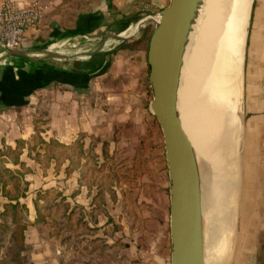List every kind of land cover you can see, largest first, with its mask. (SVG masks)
I'll return each mask as SVG.
<instances>
[{
    "label": "crops",
    "instance_id": "crops-1",
    "mask_svg": "<svg viewBox=\"0 0 264 264\" xmlns=\"http://www.w3.org/2000/svg\"><path fill=\"white\" fill-rule=\"evenodd\" d=\"M13 1L25 5L33 0ZM43 1L48 4V13L42 23L30 31L20 49L10 51L0 61V148L31 134V121L18 110L29 106L33 96L48 92V140L54 137L71 144L84 133L85 148L91 142L96 144L102 169L114 175L113 187H120L113 210L109 209L123 225L120 241L118 233L113 237L109 231L102 256L93 253L81 264H171L170 212L166 214L159 200L163 191L158 184L159 174L161 177L164 172V146H155L159 140L163 142V135L160 129L156 131L158 124L149 108L148 55L142 42L146 28L155 25L170 0ZM81 38L85 49L82 63L79 59L70 62L72 59L58 53L52 55L58 43L73 42L77 47L75 43ZM39 44H48V61L38 50ZM244 113V178L249 176L253 189L249 227L259 220L264 207V0H255L250 22ZM82 182L79 171L65 173V185L58 188L68 201L84 205L88 219L95 192L90 193ZM70 188L73 192L69 193ZM241 216L242 211L239 226ZM36 217L34 210L26 230L27 241L30 238L33 252L38 254L46 251L41 241L48 239V252L39 260L61 264L60 251L55 254V247H49L54 239L49 224L34 223ZM104 224L110 228L113 222ZM247 238L250 243L251 238ZM250 247L244 245L243 250L248 254ZM37 259L34 257L33 263L42 264Z\"/></svg>",
    "mask_w": 264,
    "mask_h": 264
},
{
    "label": "bare ground",
    "instance_id": "bare-ground-1",
    "mask_svg": "<svg viewBox=\"0 0 264 264\" xmlns=\"http://www.w3.org/2000/svg\"><path fill=\"white\" fill-rule=\"evenodd\" d=\"M205 3L208 8L201 18L206 29L195 33L203 41L194 47L196 70L190 73L188 69L187 44L177 106L200 181L205 263L228 264L240 201L242 65L250 0ZM192 84L195 85L193 98ZM185 109L190 112L188 121L184 120Z\"/></svg>",
    "mask_w": 264,
    "mask_h": 264
},
{
    "label": "rangeland",
    "instance_id": "rangeland-1",
    "mask_svg": "<svg viewBox=\"0 0 264 264\" xmlns=\"http://www.w3.org/2000/svg\"><path fill=\"white\" fill-rule=\"evenodd\" d=\"M208 0H206L205 2H207ZM203 2L200 10L198 12V15L196 17V20L194 22V28L192 30V34L190 37V40L188 42V46H187V51H186V59H188V69L191 70L190 73H193V70H196V67L194 68V60L192 56H196L195 54V44L199 46V44H201V42H203L202 40H200L201 38H199L196 34H198L199 29H201V31L203 32L204 29H206V27L203 26V18H201L203 16V13L205 12L204 10H206L208 8L207 3ZM201 15V16H200ZM202 23V24H201ZM199 26V27H198ZM154 25H150L148 26V28H146V32L144 35V39L142 40L143 42V48H146V40L147 38H149L148 36H150L152 29H153ZM198 27V30H196ZM196 30V31H195ZM196 33V34H195ZM197 36V37H196ZM143 37V36H142ZM83 39L81 38L79 39L78 43H75L77 45V47H73L72 45L74 44L73 42H67V43H58L57 46H55L52 51H54L52 53V55H55L56 53H58V55H61V57H67L70 58L72 60H70V62H75V59H79V63H82L84 61V47L83 46ZM199 42H198V41ZM38 42V39L36 40ZM41 46V47H40ZM35 47V46H34ZM38 50L40 52H42L44 55H42L44 58H47L48 61V44H43L38 46ZM193 48V49H192ZM193 50V51H192ZM193 53V54H192ZM192 54V55H189ZM33 57V56H31ZM190 58V59H189ZM191 60V62H190ZM193 62V63H192ZM61 63H64L61 61ZM192 64V68H190V64ZM149 68V67H148ZM189 73V74H190ZM191 75V74H190ZM192 76V75H191ZM188 80H190L189 76L187 78ZM189 82V81H187ZM150 83V82H149ZM150 101L152 99V91H151V86H150ZM192 91V98L194 96L195 93V85H191V89L190 92ZM84 93L82 95H80L81 97L83 96ZM242 101V100H241ZM241 106H242V102H241ZM184 111V120L189 119V115H187L188 113L190 114L189 111H187L186 109L183 110ZM18 112L21 113L20 116H25L27 117L28 120L31 121L30 123V133L26 134L25 137H19V138H23L26 141L25 144V148L23 151V154L21 156V160L24 161L26 163V165L31 169V172L29 174H27V179L30 181V187H29V191H28V196L26 198L23 199V201L25 203H29L30 208H29V212L27 214V228L28 226L31 224V218L34 216V210L36 211L35 208V204L32 203V199H34V202L36 199H38L39 193H41V195H45L46 197H42L40 198L39 201V205L41 207V209L43 210V212L46 214L47 216V221H48V211L45 210L46 206H49L52 201V197L54 196V191L52 192H48L45 193V191H48V189H57L59 190L61 187V185H65L64 184V176H65V167L67 164L70 163L69 160H66V162L64 164H62L60 167H57L55 164V161L52 162V164L54 163V169H49L50 167H48V162L46 161L47 159H44V164H41L40 162H38L35 158V151H43L42 146L37 145L33 151L31 156L28 155V147H33V145L35 144V142H37V138L34 136L36 135H40L42 137H44L45 139L48 140V92H42L40 94H37L35 96H33V98H31V104L28 106H25L22 109H19ZM19 116V117H20ZM188 117V118H187ZM195 118V115H194ZM199 119V117H197V120ZM195 120V119H194ZM188 121V120H187ZM156 122L158 124L156 131H158V129H160L161 134L163 135L162 132V128L161 125L159 124V122L156 119ZM159 127V128H158ZM30 134V135H29ZM81 135H85L84 133H81L79 135V137L76 139L78 140L80 138ZM86 136V135H85ZM85 136H84V145H86V141H85ZM155 137V136H154ZM153 137V139H154ZM163 137V142H161L159 140L158 143H155V146H159L161 143L163 144V150H164V172L162 174V176L160 177L159 174V185H160V190L161 192L163 191V197L160 196V201L163 202L164 206H165V210H166V214H168V211L170 212V177H169V171H168V166H167V159H166V152H165V144H164V136ZM75 140V141H76ZM75 141L73 143H75ZM153 141V140H152ZM92 143V142H91ZM89 143L88 145L90 146ZM243 143V145H242ZM72 144V143H71ZM9 145V144H7ZM17 143L12 145L13 147H16ZM242 148V149H241ZM244 148V139H243V125H242V140H241V145L239 148V167H240V153L242 152ZM86 151L89 150V148H85ZM73 151V148H70L69 151H67L66 156L69 155V153H71ZM243 154V152H242ZM156 157V156H155ZM13 159V155L11 153H8L6 155V157H0V166L5 164L7 167H11L13 169H16L20 166L18 165H14V163L12 162ZM80 162H78V164H74L75 169L73 171H79L80 174V180L81 183L82 180L85 181L88 188H89V181L94 180L95 185L90 189V193H94L95 194L98 192L99 188L98 187H102V189L104 190V195H105V200L104 202L97 204V206L99 205L100 207L97 208L99 209L100 214L98 216L99 222L98 224H96L92 219L91 216H89V222H91V225L93 227H97V229L93 232L88 233L87 230H75V231H70L67 232V234H63L61 235V237L58 236H53V243H49V247L51 245L55 247L54 253L57 254V251H60V254H57L59 256V258L61 259V264H81V260L83 258L89 257V255H92L93 253L96 254L97 256V252L93 251V247L97 246L99 248H102L103 243L105 240H108V235H110V233L117 235L118 241H120V234L122 232V228L123 225L121 224V222H116L118 219L120 220L119 217H112L109 214V209L111 208L110 211H112V203H115L118 199V195H117V191L120 190V187L116 188L113 187V185H115L114 183V175L113 174H108L107 170H101V171H91V169H89V166L91 165H83L84 160L79 159ZM156 160V159H155ZM100 161V159H99ZM81 163V164H80ZM93 163L92 160H90L88 162ZM51 166V165H50ZM82 166H84L83 172L82 170L80 171V169L82 168ZM160 167V164H159ZM49 169V171H48ZM64 169V172L62 171ZM240 172L242 173V180L240 181V189H239V209H238V219H237V226H236V230H235V236H234V245H233V251L231 254V257L229 259L228 264H260L258 262V259L261 257L262 254H264V249L262 250V246L264 245V207L263 209L260 210L261 214L259 217V220L256 222L257 219H255V224L254 222L251 223V226H247L248 224V218H249V212H250V197L252 195V183H251V179L249 178V176H246V178H244L245 176V171H244V167H243V155H242V167H240ZM81 173L85 176H83ZM116 175L118 176V170H116ZM109 178V180H108ZM245 179V180H244ZM117 182H120V179H117ZM63 183V184H62ZM49 186V187H48ZM57 186V187H56ZM256 190L258 191V187L256 188ZM73 192V189L70 188L69 189V193ZM76 191V189H75ZM74 191V192H75ZM242 196L244 197V201L245 203L242 204ZM6 201V199L0 195V211L3 209V203ZM93 201V200H92ZM126 201V200H125ZM254 201V200H253ZM70 203L72 205H75L76 202H72L70 201ZM78 204V203H77ZM92 204V202L90 203ZM255 204V203H254ZM82 205V204H80ZM84 206V205H83ZM243 206V208H242ZM119 208L121 207L120 203H119ZM105 210H107V213H103ZM257 209H252V211L256 212ZM242 211V216L240 219V226L238 225L239 222V218H240V214ZM61 212H63V208L61 209H54L52 211V213H56L57 217L55 218V221H57V223L60 224L59 218L61 215ZM254 213V212H253ZM112 218L113 224L110 228L106 227V225L104 224L105 222L108 221V217ZM31 217V218H30ZM77 217V216H76ZM10 220V218H9ZM0 221H1V217H0ZM10 225H11V230H9V232H7V236L6 239L4 238V241H2V243H0V264H14V261L12 259V255L15 253L16 249V245L17 243H19V236L16 235L15 232V225L11 222V220L9 221ZM112 223V222H111ZM43 224H47V223H43ZM116 225L118 226V228H116ZM50 227V234L53 233L54 228L51 227V225L49 224ZM48 229V228H47ZM27 230V229H26ZM110 231V233H109ZM244 231V232H242ZM45 233H48V230L45 231ZM70 235V238H67ZM83 235L82 237H86V240H83L82 242H77L78 241V237ZM97 235V236H96ZM112 236V235H111ZM95 237H100L101 240H96L94 243L91 242V240L95 239ZM247 237L251 238L250 243H248L247 241ZM30 239V238H29ZM27 241L26 238V231H25V239H24V250L22 251V255H23V262L24 264H34L33 263V258L34 257H38L37 262L42 263L41 260H39L43 255L46 254V251L48 252V239L47 241H41L44 242L46 251L44 252H39L38 254L34 253L33 249L34 247L32 246V244H30L31 242ZM64 239V240H62ZM114 239V238H113ZM245 247L251 246L249 248L248 254L247 252H245L243 250ZM37 250L40 249L39 246L36 247ZM99 253V252H98ZM48 255V253H47ZM99 255V254H98ZM101 256V255H99ZM245 260H244V259ZM43 264V263H42ZM262 264V263H261Z\"/></svg>",
    "mask_w": 264,
    "mask_h": 264
},
{
    "label": "water",
    "instance_id": "water-1",
    "mask_svg": "<svg viewBox=\"0 0 264 264\" xmlns=\"http://www.w3.org/2000/svg\"><path fill=\"white\" fill-rule=\"evenodd\" d=\"M203 2L205 0H170L158 16L148 41V79L152 91L149 108L162 128L170 177L171 264H206L198 170L177 106V92L186 46ZM254 2L255 0H250L243 47V98L240 115L243 123V139L244 66ZM242 152L240 167H242ZM261 261H263L262 256L258 259L259 263Z\"/></svg>",
    "mask_w": 264,
    "mask_h": 264
},
{
    "label": "trees",
    "instance_id": "trees-1",
    "mask_svg": "<svg viewBox=\"0 0 264 264\" xmlns=\"http://www.w3.org/2000/svg\"><path fill=\"white\" fill-rule=\"evenodd\" d=\"M149 37V36H148ZM148 41L149 38L146 40V48L148 52ZM148 75H149V68H148ZM149 88L150 83L147 79ZM151 97V95H150ZM156 119V118H155ZM84 136L81 135L78 140L75 141V143L72 144H65L59 140H57L54 137H51L49 140L45 139L44 137L40 135L34 136V138H37V142L33 145V147H28V155L31 156L33 149L39 145L42 146L43 151H35L34 158L40 162L41 164H44V159H47L48 167L52 164L53 161H55V164L57 167H60L62 164L66 162V160H69L70 163L67 164L65 167V171L67 175L73 173L75 166L74 164H78L80 162L79 159L84 160L85 163L83 165H91L89 166V169L91 171H101L102 165L99 161L100 155L96 152V144L91 143L89 146V150H85V143H84ZM16 147H13L12 145L4 144L2 148H0V157H6L8 153H11L13 155L12 162L14 165H18L20 167L13 169L11 167H7L5 164L0 166V195L3 196L6 201L3 203V209L0 211V243L4 241V238L6 239L7 232L11 230V225L9 221L15 225L16 229V235L19 236L18 240L19 243L16 245V251L12 255V259L14 261V264H24L22 251L24 248V239H25V231L27 229V214L29 212V207L27 203L23 201L24 198L28 196V191L30 187V181L26 178L27 174L31 172V169L26 165L24 161L21 160V156L23 154L26 141L23 138H18L16 140ZM37 148V147H36ZM70 148H73V151L69 153L68 156H66L67 151H69ZM90 160L93 161V163H88ZM81 164V163H80ZM84 166L80 169L83 172ZM82 178L83 174L81 173ZM85 177V176H84ZM89 188H92L95 185L94 180L89 181ZM98 192L93 196V201L91 204V211L90 216L91 219L98 224L99 219L98 216L101 211H99L100 206L97 204H100L105 200L104 190L102 187H98ZM55 192L54 196L52 197L51 201L52 203L49 206H46L45 210L48 211V221L47 216L41 209L39 205V199L42 197H46L45 195H41L39 193L40 198L35 200V208L37 217L35 219L34 223H47L51 225V227L54 228L53 233H51V236H58L61 237L63 234H67V232L70 231H77V230H87L88 233L93 232L97 229V227H93L90 225L89 220L86 218V214L84 212L85 207L80 204L72 205L70 201L67 200V197L64 195V192L62 189L57 190L55 189H48V191H45V193L48 192ZM77 193L76 191L73 193L75 196ZM62 209L63 212H61L60 218V224L55 221V218L57 217L56 213H52L54 209ZM103 213H107V210H105ZM77 216V217H76ZM10 218V220H9ZM113 222L112 218L109 216L108 221ZM116 228L118 226L116 225ZM83 235L78 237L77 242H82L83 240H86V237H82ZM70 238V235L67 237ZM64 240V239H62ZM96 240H101L100 237H95V239L91 240L92 243H94ZM102 248H99L97 246L93 247V251L97 252V256H102L103 251L108 246V243L106 240L104 241ZM264 249V245H263ZM99 252V253H98ZM99 254V255H98Z\"/></svg>",
    "mask_w": 264,
    "mask_h": 264
},
{
    "label": "built area",
    "instance_id": "built-area-1",
    "mask_svg": "<svg viewBox=\"0 0 264 264\" xmlns=\"http://www.w3.org/2000/svg\"><path fill=\"white\" fill-rule=\"evenodd\" d=\"M48 13V4L33 0L21 5L13 0L0 2V61L20 49L30 31L37 29Z\"/></svg>",
    "mask_w": 264,
    "mask_h": 264
},
{
    "label": "flooded vegetation",
    "instance_id": "flooded-vegetation-1",
    "mask_svg": "<svg viewBox=\"0 0 264 264\" xmlns=\"http://www.w3.org/2000/svg\"><path fill=\"white\" fill-rule=\"evenodd\" d=\"M263 257V261L260 262V264H264V254L261 255Z\"/></svg>",
    "mask_w": 264,
    "mask_h": 264
}]
</instances>
